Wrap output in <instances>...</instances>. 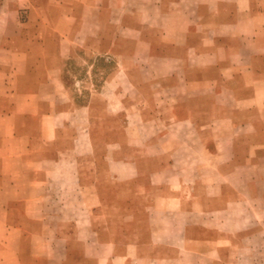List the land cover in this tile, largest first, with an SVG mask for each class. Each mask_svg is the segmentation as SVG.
<instances>
[{"label":"rangeland","instance_id":"1","mask_svg":"<svg viewBox=\"0 0 264 264\" xmlns=\"http://www.w3.org/2000/svg\"><path fill=\"white\" fill-rule=\"evenodd\" d=\"M52 1L70 51L16 121L30 146L3 137L31 180L7 183L1 222L26 228L0 231V264H264L222 212L264 153V0Z\"/></svg>","mask_w":264,"mask_h":264},{"label":"crops","instance_id":"2","mask_svg":"<svg viewBox=\"0 0 264 264\" xmlns=\"http://www.w3.org/2000/svg\"><path fill=\"white\" fill-rule=\"evenodd\" d=\"M51 1L48 0V2ZM40 3L42 0H0V231L7 227L13 234L21 233L26 226L1 222V214L3 211L6 212L7 197L22 196L23 193L8 192L7 183L31 179L30 176L25 178L8 173L11 169L26 165L27 162L24 160V151L15 157L4 155L8 140L3 137L8 136L12 141L24 140L27 146H30L29 137L16 129V121L21 116L38 112L40 103L46 98L42 95L43 88L48 83L55 84V77L60 76L61 63L69 54L68 44L72 39L71 25L58 22L67 18L58 14L53 15V13L49 15L39 13L38 9L40 5H43ZM49 5L52 4L48 3L47 7ZM55 22L60 24L55 26ZM77 37L79 46H83L87 35L80 33ZM65 43L68 44L65 45ZM169 59V57L156 58L158 62H167ZM253 101L255 97L249 96L239 102ZM246 127L247 123L244 127L241 125L240 129ZM251 128L254 126L252 125ZM40 135L45 141L54 138L45 129L41 130ZM239 150L242 152L244 149ZM242 159L240 155L239 160L242 162L238 167L244 188L241 187V197L238 200L229 199L222 209L225 216L224 226L229 232L238 228L240 233L237 237L242 242L247 243L252 239L257 258L263 260L264 153L260 151V146H255L244 161ZM219 188L224 190L222 186ZM236 205L239 206L237 213L234 209ZM236 216L239 220H236ZM53 240L57 241L58 238L55 237ZM257 258L255 256L253 260L248 255L241 257L242 260L250 259L254 263L258 262Z\"/></svg>","mask_w":264,"mask_h":264}]
</instances>
